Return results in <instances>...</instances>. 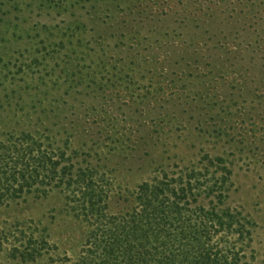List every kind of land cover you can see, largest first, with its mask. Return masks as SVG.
<instances>
[{
	"label": "rangeland",
	"instance_id": "obj_1",
	"mask_svg": "<svg viewBox=\"0 0 264 264\" xmlns=\"http://www.w3.org/2000/svg\"><path fill=\"white\" fill-rule=\"evenodd\" d=\"M27 135L103 174L112 214L223 159L264 264V0H0V145ZM89 231L60 189L6 198L0 264H80Z\"/></svg>",
	"mask_w": 264,
	"mask_h": 264
},
{
	"label": "trees",
	"instance_id": "obj_2",
	"mask_svg": "<svg viewBox=\"0 0 264 264\" xmlns=\"http://www.w3.org/2000/svg\"><path fill=\"white\" fill-rule=\"evenodd\" d=\"M217 162L220 175L209 166L164 173L138 188L129 211L112 214L103 174L74 171L64 155L27 135L0 145V204L35 190L66 193L70 211L90 230L80 264H253V223L227 207L231 172ZM43 251L26 249L23 257Z\"/></svg>",
	"mask_w": 264,
	"mask_h": 264
}]
</instances>
